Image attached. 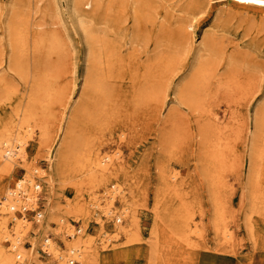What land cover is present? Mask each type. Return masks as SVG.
<instances>
[{"label":"rangeland","instance_id":"obj_1","mask_svg":"<svg viewBox=\"0 0 264 264\" xmlns=\"http://www.w3.org/2000/svg\"><path fill=\"white\" fill-rule=\"evenodd\" d=\"M11 1L0 0V38L3 14L5 15V9ZM163 2L159 0L155 3V6L159 5L157 11L163 15L161 20L159 19L163 21L162 29L155 38L144 33L141 41L137 42L139 47H133L138 54L136 70H130L125 62L118 61L119 69L115 71V76L109 78V85L120 89L116 94L128 95V89L133 93H138V89L149 90L139 94L144 103L134 109L128 127L117 126L111 119L96 111L101 96L98 98L94 91L87 92L88 98L87 94L85 97L80 94L85 51L80 32L77 35L72 32L70 40H63L60 55L52 53L48 56L42 53L39 58L36 57V60H39L37 64L42 65V74L48 79L47 85H50L53 91L61 93L59 97H51L50 103L43 102L42 109L47 114H40V119L47 121L53 129L55 142L68 119H73L75 124L71 112L76 109L79 116L82 107H86V115L90 114L87 121L82 116L78 118V124L72 126L79 132L78 141L75 143L84 156L81 162L95 157L97 153L111 157L110 169L105 173L92 169L87 172L89 176L93 174V177L90 176V182L86 175L79 177L81 185L87 186L80 192L71 189V185L62 189L59 187L51 205L53 204L56 211H60L65 209V203H69L74 213L70 214L68 220L74 229L81 224L86 227V234L94 238L101 228L111 235L118 236L115 241L119 245L110 249L107 255H100L94 264H193L192 260L190 263L183 257L184 253L176 251L179 246L174 243L185 239L183 231L186 228V211H191L193 221L200 231L199 234L192 235L190 243L195 247L189 249L204 252L201 253L202 258H199L203 260L202 264H217L219 261L218 264H222L223 258H228L235 264H264V169L257 167L256 178L249 184L247 152V133L250 127L252 128L250 123L254 107L264 92V80L258 76L256 85L244 90L240 87L228 89L230 91L226 90L228 87L222 88L221 83L225 76L230 77L228 74L224 75L227 71L230 72L228 63H233L231 74L240 81L251 74V66L259 67L258 64L264 63V42L262 38H254L260 26V15L250 11V14H254V19L248 21L247 18L241 19L228 13L227 1L213 3L201 17L197 15L193 43L188 45L181 40L183 46H178L176 42L180 36L176 35L174 21L167 15ZM62 10L65 12V9ZM68 23L69 21L66 25ZM250 23L254 24V28L248 34L243 28H238ZM223 24L228 32L236 33L238 37H230L233 39L232 44L226 43L222 50L216 51L218 76L213 75L201 84L200 96L190 107L172 103L173 87L182 71L171 74L162 85L164 80L150 81L148 72L141 70L147 53L152 54L154 42L161 41V45L172 51L173 57L177 52L175 68L181 70L193 60L195 52L192 48L201 44L203 34ZM130 26L131 23L127 24V27ZM0 41V48L6 50V38ZM236 45L238 56L230 59L228 53L232 52ZM128 48L129 46H126L121 50L124 52ZM4 59V56L0 57L3 65ZM45 63H49V67L46 68ZM37 64L33 68L38 67ZM96 66L98 71V65ZM28 69L29 74L24 81L14 75L15 84L9 87H14L16 92L12 91V98L5 104L0 102V118L5 116L19 96L31 87L35 79L32 78V65ZM147 81L150 83H146ZM152 82L160 86L156 87ZM151 97L154 98L153 102H149ZM80 99H83L82 106L79 105ZM121 111L122 114L126 112ZM170 111L172 112L168 116ZM121 134L125 136L120 137ZM37 136L38 132H35L34 141L28 147L27 159L31 163L37 162L39 171L46 174L47 162L43 152L37 147ZM218 142L222 146L226 144L229 148L217 151L220 157H212L215 152L213 146ZM22 164L19 162L12 170L14 180L25 174ZM169 173H176L173 185L166 184ZM8 180L4 179L0 190L4 186H12V182L8 183ZM114 186L122 187L125 192L123 200L112 201L113 213L127 209L128 216L126 221L122 222L121 230L112 234L113 215L101 214L99 223H96V216L87 209L94 197L105 205L108 201L101 197L108 198L105 193L112 192ZM88 187L89 189H86ZM251 192H255L254 200H257L253 205L250 204ZM48 193L49 190L44 185L37 191L36 210L42 212L46 209L47 202L50 203ZM216 206L222 213L218 216L224 219L226 228L232 232L233 240L227 247L218 246V238L214 233L218 224L214 218ZM42 213L45 214L42 220L49 221L47 211ZM17 214L34 224L33 209L26 207V211ZM49 224V227L53 226ZM32 227L35 230H31V239L35 241L37 235L34 231L37 230V225ZM77 236L75 234V237H69V240H76ZM59 243L62 244L60 241ZM24 247H31L28 241ZM212 253L220 255L219 259L207 256Z\"/></svg>","mask_w":264,"mask_h":264},{"label":"bare ground","instance_id":"obj_2","mask_svg":"<svg viewBox=\"0 0 264 264\" xmlns=\"http://www.w3.org/2000/svg\"><path fill=\"white\" fill-rule=\"evenodd\" d=\"M157 1L159 0H12L8 8L5 9L0 40L6 38L7 49L0 48V57L4 56L5 58V65L0 61V102L5 104L12 98L14 94L12 91L16 92L14 87H9L15 84L14 75L24 81L29 74L28 68L32 65V78L35 79L32 81L31 87L19 96L6 115L0 118V184L4 179H9L8 183L12 182V186L7 185L0 190V264H73L75 262L94 264L100 255H107L110 249L119 245L115 241L118 237L115 232L121 230V224L126 221L128 213L127 209L113 213L112 201L124 199L125 190L122 187L114 186L112 192L105 193L108 198L101 197L103 200L107 199L108 202L105 201V205L100 203L98 198H92L87 209L88 212L96 216V223H99L101 214L113 215L114 226L111 233L115 235H111L101 228L97 237L94 238L86 234L84 225L80 224L77 229H74L68 220L70 214L74 213L69 203H65V209L60 211H56L53 204L51 205L52 198L57 196L59 187L62 189L71 185V189L80 192L87 186L81 185L79 177L86 175L90 182L93 174L90 177L87 172L95 169L105 173L110 169L111 157L97 153L95 157L87 158L81 162L84 156L76 148L78 145L75 143L78 141L79 132L72 126H76L78 118L80 119L82 116L87 121L90 114L86 115L84 111L86 107H82L79 116L76 109L71 112L75 124L73 119H68L65 127L60 128L62 129L61 135L55 142L52 135L53 129L50 128L47 121H44L43 118L40 119V114L46 113L42 109V103H50L51 97H59L61 93L57 90L53 91V88L47 85L48 79L44 73L42 74V65L37 64L39 60H36V57L42 53L48 56L52 53L60 55L63 50V45L61 46L63 40L65 38L70 40L69 36L72 32L74 35L80 32L85 47L80 94L85 97L88 91H94L98 94V98L101 96L96 111L111 119L113 124L124 128L128 127L134 109L139 108L143 102V98L139 94L149 90L138 89V93H133L128 89V95L116 94L120 89L109 85V78L115 76V71L119 69L118 61L125 62L130 70H136L138 54L133 47H139L137 42L141 41L144 33L155 38L162 29L163 21H160V17L162 18L163 15L157 11L159 8V5L155 6ZM163 1V4L166 5L167 15L174 21L176 35L180 36L176 42L178 46H183L180 43L181 40L188 45L193 43L197 15L204 14L213 3L220 1H227L228 13L239 16L241 19L247 18L248 21H251L254 19L252 16L254 14H250V11L259 13L260 26L254 38H262L264 42V0ZM62 9H65V12ZM195 11L197 13H194ZM65 13L67 14L66 18ZM68 21L69 23L66 25ZM129 22L131 26L127 27ZM240 27L248 34L254 28V24L250 23L238 28ZM225 28V24H223L204 33L201 44L192 48L195 52L193 60L181 70L175 68L177 52L173 57L170 49L161 45V41H155L152 54L148 55L147 53L141 70L148 72L150 81L164 80L162 85L171 74L182 71L178 82L173 87L174 100L172 103L190 107L200 96L201 84L213 75L218 76L216 66L218 63H215L216 51L222 50L226 43L227 45L232 44L233 39L230 37L236 36V33H230ZM227 34L228 36H226ZM126 46L129 48L123 52L121 49ZM236 48L237 45L234 52L228 53L230 59L238 56ZM36 64L38 67L33 68ZM96 65H98V71ZM258 65L259 67L251 66V74L240 81L232 76L233 73L231 74L233 63H228L230 72L227 71L224 75L228 74L230 77L225 76L222 79V88L228 87L226 90L230 91L228 89L240 87L244 90L257 84L256 77L260 76L261 80H264V63ZM44 66L49 67V63H45ZM10 72L12 73L10 74ZM153 84L156 87L160 86L158 83ZM41 86L44 88L42 89ZM152 97L149 98V102H153L154 98ZM83 99H80V106L84 104ZM121 110L126 112L122 114ZM251 121L252 128L250 127L247 133L249 184L256 178L257 167L264 169V92L254 107ZM247 129L246 125L245 130ZM35 132H38L37 147L43 152L47 162L46 174L39 171L37 162L31 163L27 159L28 147L34 141ZM80 133L82 134V132ZM124 136V134L120 135V137ZM226 148L228 150L229 146L216 143L213 146L215 152L212 153V157L217 158L219 155L217 151H223ZM19 162L23 163L22 168L25 174L14 180L11 173ZM175 181L176 173H169L166 177V184L173 185ZM43 185L49 190L47 198L50 203L47 202L44 211H47L50 222L43 221L45 214L42 212L44 211L36 210L37 191H40ZM255 195V192H251V205L257 201L254 200ZM26 207L35 211L34 224L27 222L25 217L17 214L26 211ZM215 210L214 218L218 224L217 227L215 226L214 233L218 238V246L220 248L230 246L233 240L232 232L226 228L224 219L218 216L222 214L218 206L215 207ZM77 211L76 213H78ZM49 223L53 226L49 227ZM35 224L37 230L34 233H36L37 239L33 241L31 230H35L32 227ZM185 226L183 231L185 239L181 242H174L179 246L176 251L184 253L183 257L190 263L192 260L193 264L194 262L202 264L203 260L199 258L204 252H194L189 249V247H195L190 243L192 235L200 233L193 221L191 211H186ZM75 234L78 235L77 239L69 240V237L73 239ZM94 234L96 236V233ZM27 241L31 246L28 249L24 247ZM207 256L216 259L220 257L214 253L207 254ZM40 257H43L44 260ZM221 260L222 264H235L228 258Z\"/></svg>","mask_w":264,"mask_h":264}]
</instances>
